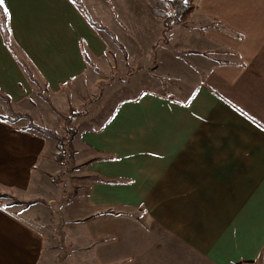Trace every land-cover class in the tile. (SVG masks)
I'll list each match as a JSON object with an SVG mask.
<instances>
[{
	"label": "crops",
	"instance_id": "obj_1",
	"mask_svg": "<svg viewBox=\"0 0 264 264\" xmlns=\"http://www.w3.org/2000/svg\"><path fill=\"white\" fill-rule=\"evenodd\" d=\"M194 3L168 32L158 0L0 6V95L38 127L132 71L76 122L70 172L0 118V191L23 202L0 203V264H264V0Z\"/></svg>",
	"mask_w": 264,
	"mask_h": 264
},
{
	"label": "rangeland",
	"instance_id": "obj_2",
	"mask_svg": "<svg viewBox=\"0 0 264 264\" xmlns=\"http://www.w3.org/2000/svg\"><path fill=\"white\" fill-rule=\"evenodd\" d=\"M172 1H174V0H158V6L160 5L162 10L164 12H166L167 15H169V16H171V14H172V9H171V6L169 5ZM185 3H186V6H189V5L193 6L195 4V3L193 4L191 0H187V2H185ZM191 15H190V17H191ZM194 22L188 21V22H183V23L186 24L191 29V28H193L192 25L194 24ZM174 26H177V25H173L172 27H174ZM131 72L132 71L128 70V72L126 71L124 74V71L119 72L117 67L113 68L111 74L107 78H105L106 83L104 82V83L97 85L95 90L91 94H88V96L83 100L80 107L73 108L74 111L72 113L70 123L68 125H65V123L63 121V118L69 116V111H68V113L66 115L61 116L62 125H61L60 130L51 131V132L59 135L61 138H63V147L62 148H63L64 153H63L62 164L65 165V168L67 169L68 172H70V169H71V167L69 166V161H68L69 160V142L71 141L70 138L72 137L71 133H74V131H75V133L77 132V128L75 125L76 122L80 118H83V117L89 115V113L94 112V110L104 108L105 110H109L110 112H112L117 105V99L120 96H122L121 92L118 91V89H119L118 84L120 82H122V83H125L126 86H129V85L131 86V82H130V73ZM121 88H123V87H121ZM105 92H109V100L105 99L102 101L101 99L105 95ZM132 93H133V91H132ZM133 94L135 95V92ZM39 97L42 98V100H44L46 103H48L52 107V103H51L50 99L45 95V91L41 90V92L39 93ZM0 104L3 106V108L5 107L3 110L4 114H3V116L0 117L1 119H3V120L7 119L8 121H11V122L25 121L26 120V121H28L27 129L36 132L35 130H33L29 127V125L31 123L33 125H34V123L32 121H30L26 115H21L19 113L14 112L11 109L10 104L3 99H0ZM39 128L45 129L44 127H39ZM45 130H47V129H45ZM0 203L1 204H18V205H20L23 202H19L18 200H16L15 198L10 196L9 194H6V193H3L0 191Z\"/></svg>",
	"mask_w": 264,
	"mask_h": 264
},
{
	"label": "trees",
	"instance_id": "obj_3",
	"mask_svg": "<svg viewBox=\"0 0 264 264\" xmlns=\"http://www.w3.org/2000/svg\"><path fill=\"white\" fill-rule=\"evenodd\" d=\"M191 1L193 3L195 0H191ZM169 5L171 6V9H172L171 16L167 15V13L164 12L162 10L161 6L160 5L158 6V4H157V7L155 9V15L159 19L162 20L165 32H168L169 30H171L173 25H179L183 22H186L190 18V15L192 14V12L195 11V8H196L195 4L193 6L192 5L186 6L185 0H174ZM1 18H2L1 21H2V26H3V32L5 33V18L3 16H1ZM89 23L97 30L106 31L101 26L93 24L92 22H89ZM0 99H3V100L8 102V100L5 99L4 97H2L1 95H0ZM73 111H74V109L70 108L69 109V116L63 118L65 125H68L70 123ZM29 127L31 129L35 130L37 133H40L41 135H43L47 138H51V139L55 140L56 149H57V153L54 156L55 161L59 164H62L63 153H64L63 148H62L63 147V138H61L59 135H57L51 131L39 128V127L33 125L32 123L29 125ZM71 134H72V137H74V135L76 133L74 131V133H71ZM72 137L70 138V140L72 139ZM38 202L42 203L41 201H33V202L25 203V204H33V203H38Z\"/></svg>",
	"mask_w": 264,
	"mask_h": 264
},
{
	"label": "snow or ice",
	"instance_id": "obj_4",
	"mask_svg": "<svg viewBox=\"0 0 264 264\" xmlns=\"http://www.w3.org/2000/svg\"><path fill=\"white\" fill-rule=\"evenodd\" d=\"M4 2H5V0H0V6H3ZM185 2H187V0H185ZM4 11H7V9H4ZM113 118H115V117H113Z\"/></svg>",
	"mask_w": 264,
	"mask_h": 264
}]
</instances>
